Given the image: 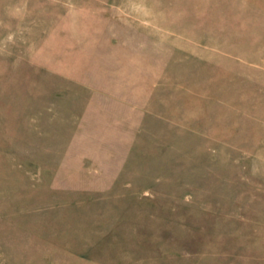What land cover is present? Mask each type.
Listing matches in <instances>:
<instances>
[{
    "label": "rangeland",
    "instance_id": "obj_1",
    "mask_svg": "<svg viewBox=\"0 0 264 264\" xmlns=\"http://www.w3.org/2000/svg\"><path fill=\"white\" fill-rule=\"evenodd\" d=\"M0 264H264V0H0Z\"/></svg>",
    "mask_w": 264,
    "mask_h": 264
}]
</instances>
